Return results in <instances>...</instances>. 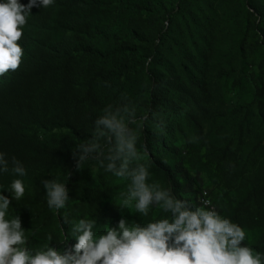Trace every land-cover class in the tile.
I'll return each mask as SVG.
<instances>
[{
    "label": "trees",
    "instance_id": "trees-1",
    "mask_svg": "<svg viewBox=\"0 0 264 264\" xmlns=\"http://www.w3.org/2000/svg\"><path fill=\"white\" fill-rule=\"evenodd\" d=\"M252 35L264 52V0H55L33 7L17 41L20 64L0 75V151L26 170L19 200L0 192L9 196L8 216L18 215L27 230L25 246L70 247L72 224L82 218L102 233L121 218L143 226L164 215L155 205L147 216L131 213L114 200L131 180L107 169V146L85 154L95 182L83 165L75 167L76 145L91 138L101 110L126 104L137 114L152 111L138 129L147 158L130 160L129 170L146 164V183L170 188L192 208L203 206L205 175L224 179L232 193L216 211L252 235L242 244L264 253V56L253 69ZM13 178L0 174V188ZM52 178L68 190L58 211L48 208L41 183Z\"/></svg>",
    "mask_w": 264,
    "mask_h": 264
},
{
    "label": "clouds",
    "instance_id": "clouds-1",
    "mask_svg": "<svg viewBox=\"0 0 264 264\" xmlns=\"http://www.w3.org/2000/svg\"><path fill=\"white\" fill-rule=\"evenodd\" d=\"M55 0H0V75L14 71L23 54L17 43L22 35L33 7H48ZM111 105L102 109L94 121L90 139L76 145L82 152L75 167L81 168L86 155L107 146V169L117 177L127 175L131 185L120 206L130 204L136 212L147 216L151 205L164 215L150 220L143 226L129 225L118 220L115 227H106L102 233L94 231V221L88 218L76 220L70 235L75 242L62 249L48 244L33 251L26 247L24 227L18 215L9 217V196L0 192V264H264V253L242 244L244 229L228 217L218 214L207 199L203 206L189 207L188 203L171 194V189L159 183H146L149 176L144 163L129 170L130 160L140 157L137 151V130L145 126L147 114H137L126 104L111 111ZM156 127L162 121L152 117ZM101 139L105 142L101 143ZM73 155L77 153L74 151ZM119 161V165L115 163ZM10 173L13 179L7 189L11 200H19L25 185L21 177L26 170L15 157H6L0 151V174ZM49 209H64L69 200L65 181L55 178L41 181ZM51 241V237H48Z\"/></svg>",
    "mask_w": 264,
    "mask_h": 264
},
{
    "label": "rangeland",
    "instance_id": "rangeland-1",
    "mask_svg": "<svg viewBox=\"0 0 264 264\" xmlns=\"http://www.w3.org/2000/svg\"><path fill=\"white\" fill-rule=\"evenodd\" d=\"M255 37L252 35L247 43V58L251 61V65L252 68L257 70V67L259 66L260 62L263 59V50L261 52V50H257L256 47V41ZM206 127H208V123L205 124ZM137 136H138V130H137ZM137 151L140 154V159H146L147 158V154H143L139 148L137 147ZM138 158V159H139ZM94 164L92 163V161H87L84 165L83 168L87 171H89L90 173H88V182H95V175H94V169H93ZM205 187L204 189H202L200 191V193L198 194V201L199 198L202 200V197L204 196L203 191L205 190L207 192V196H209L210 200L212 201V204H214L215 207L217 206H224L227 205L229 202V195L232 193V190L229 189L227 187V181H225L224 179L220 178V179H216L214 180L211 175H205L204 177V184ZM130 187L123 188L121 189L116 196L114 197V200L118 203L121 204V201L127 196L128 190ZM5 195V194H4ZM126 209H129L130 212H134L136 211L134 209V207L130 204L128 207H124ZM129 213V212H128ZM226 216L227 214L223 212L222 217ZM22 227H24V231H25V236L28 235L27 230L25 228V226L21 225ZM246 242L250 243L253 239H252V235L251 234H247L245 235V239Z\"/></svg>",
    "mask_w": 264,
    "mask_h": 264
},
{
    "label": "bare ground",
    "instance_id": "bare-ground-1",
    "mask_svg": "<svg viewBox=\"0 0 264 264\" xmlns=\"http://www.w3.org/2000/svg\"><path fill=\"white\" fill-rule=\"evenodd\" d=\"M203 194H204V196L202 197V200L207 199L210 203H212L209 196H207V192L205 190L203 191Z\"/></svg>",
    "mask_w": 264,
    "mask_h": 264
},
{
    "label": "built area",
    "instance_id": "built-area-1",
    "mask_svg": "<svg viewBox=\"0 0 264 264\" xmlns=\"http://www.w3.org/2000/svg\"><path fill=\"white\" fill-rule=\"evenodd\" d=\"M198 197H199V195H198ZM201 199L199 198V202L201 203ZM210 206H212V207H214L215 209H216V207L214 206V204H212V203H210Z\"/></svg>",
    "mask_w": 264,
    "mask_h": 264
}]
</instances>
